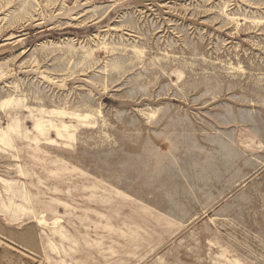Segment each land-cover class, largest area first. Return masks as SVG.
<instances>
[{
    "label": "rangeland",
    "instance_id": "1",
    "mask_svg": "<svg viewBox=\"0 0 264 264\" xmlns=\"http://www.w3.org/2000/svg\"><path fill=\"white\" fill-rule=\"evenodd\" d=\"M0 264H264V0H0Z\"/></svg>",
    "mask_w": 264,
    "mask_h": 264
},
{
    "label": "bare ground",
    "instance_id": "2",
    "mask_svg": "<svg viewBox=\"0 0 264 264\" xmlns=\"http://www.w3.org/2000/svg\"><path fill=\"white\" fill-rule=\"evenodd\" d=\"M86 115H88V114H86ZM97 115H98V114H97ZM116 190H117V189H116ZM120 191H121V190H120ZM164 216H165V215H164ZM53 222H54V221H53ZM56 222H58L57 219H56ZM54 225H55V224H54ZM54 227H55V226H54Z\"/></svg>",
    "mask_w": 264,
    "mask_h": 264
}]
</instances>
